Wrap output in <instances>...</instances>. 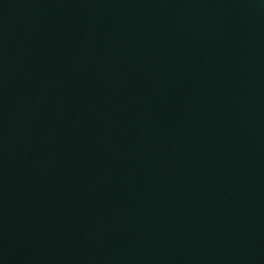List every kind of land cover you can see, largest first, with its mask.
<instances>
[{"label":"water","instance_id":"obj_1","mask_svg":"<svg viewBox=\"0 0 264 264\" xmlns=\"http://www.w3.org/2000/svg\"><path fill=\"white\" fill-rule=\"evenodd\" d=\"M0 264H264V0H0Z\"/></svg>","mask_w":264,"mask_h":264}]
</instances>
